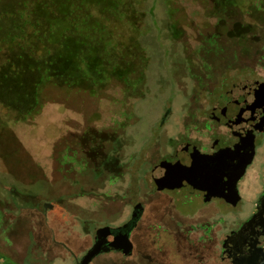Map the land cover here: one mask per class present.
Instances as JSON below:
<instances>
[{
	"label": "flooded vegetation",
	"instance_id": "af4514ba",
	"mask_svg": "<svg viewBox=\"0 0 264 264\" xmlns=\"http://www.w3.org/2000/svg\"><path fill=\"white\" fill-rule=\"evenodd\" d=\"M215 7V25L195 24L178 52L160 47L153 77L143 60L105 110L62 122L47 149L62 206L42 204L31 258L264 264V0ZM149 77L158 87L145 98Z\"/></svg>",
	"mask_w": 264,
	"mask_h": 264
},
{
	"label": "rangeland",
	"instance_id": "374dc122",
	"mask_svg": "<svg viewBox=\"0 0 264 264\" xmlns=\"http://www.w3.org/2000/svg\"><path fill=\"white\" fill-rule=\"evenodd\" d=\"M216 1L0 0V264H41L29 240L42 245V204L53 203L54 214L62 206L47 156L62 122L105 110L114 85L143 60L153 77L161 49L178 52L195 24L215 25ZM249 12L242 24L256 20ZM155 82L146 81L145 98ZM154 106L145 99L139 109L147 117Z\"/></svg>",
	"mask_w": 264,
	"mask_h": 264
},
{
	"label": "water",
	"instance_id": "95a60500",
	"mask_svg": "<svg viewBox=\"0 0 264 264\" xmlns=\"http://www.w3.org/2000/svg\"><path fill=\"white\" fill-rule=\"evenodd\" d=\"M89 258H84L82 263H85Z\"/></svg>",
	"mask_w": 264,
	"mask_h": 264
}]
</instances>
